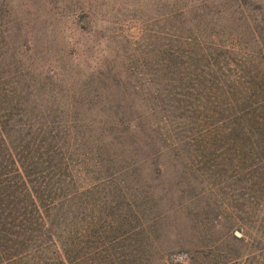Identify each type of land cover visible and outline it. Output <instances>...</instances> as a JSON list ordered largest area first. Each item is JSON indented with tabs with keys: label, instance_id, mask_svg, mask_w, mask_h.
<instances>
[{
	"label": "trees",
	"instance_id": "trees-1",
	"mask_svg": "<svg viewBox=\"0 0 264 264\" xmlns=\"http://www.w3.org/2000/svg\"><path fill=\"white\" fill-rule=\"evenodd\" d=\"M10 1L0 0V264H181L166 259L165 206L183 177L160 176L184 151L197 209L187 264H264V0L158 1L151 16L132 10L128 36L100 11L119 31L102 37L126 45L99 57L73 41L68 68L33 42L39 14L23 1L14 23ZM81 1L78 14H54L90 34L97 10Z\"/></svg>",
	"mask_w": 264,
	"mask_h": 264
},
{
	"label": "rangeland",
	"instance_id": "rangeland-1",
	"mask_svg": "<svg viewBox=\"0 0 264 264\" xmlns=\"http://www.w3.org/2000/svg\"><path fill=\"white\" fill-rule=\"evenodd\" d=\"M23 1H26L28 5L27 8L30 9L32 13L39 14V30L36 24L38 33L34 36L33 42L35 44L47 45L49 48V55L53 56L58 61L61 60L68 68L72 62L75 63L74 60L72 61L69 59L67 54L71 49L73 41L78 42V46L75 48L76 50L81 51L85 48L86 50L88 49V51H86L88 55L99 57L104 53H112L113 50L119 46L126 45L121 39H114V41L110 40L106 42L105 38L102 37L109 34V32L110 34H119V31L116 33L113 31L114 33H111V27H109L111 24L105 19H103V21L101 20L102 17L100 15L103 14L102 12L108 13V18L110 17L112 20L117 21L115 28L125 29L124 32L126 36H128L130 32L136 29V25H134L136 22H133L131 19L132 10L139 8L142 14L146 13L147 16H151L155 12L154 8L156 3L158 1H161V3L166 2L167 0H98V2H95L96 0H87V2L92 4V8H96L95 10H97L94 15L95 18L92 21V26L96 28H94V31L90 34L79 32L78 29L72 30L71 33L69 28L72 27V23L74 22L73 19L64 14L63 16L54 14L57 11L60 12L70 9L73 14L78 12V10H74V8L82 4L81 0H12L10 2L13 9L12 17L14 18V23H17L20 19L19 7H22ZM82 5L87 6L86 4ZM145 20L149 22L151 18ZM95 31H101V36L96 34ZM170 158L171 159L168 160V169L161 173L160 181L166 182V180H168L170 184L174 185L180 176L183 178L182 182H180L181 185L173 192L171 202L167 203L168 205L165 206L166 210L171 207L168 213L171 214L172 219L170 221L172 222L169 221L168 223H171L170 227H174L176 231V233L173 231L171 240L169 244L166 245L168 248L167 253H169L166 259L169 260V258H171L174 262L187 264V260L192 252L186 248V246H190L188 245L189 242H193L194 240L191 236L192 222H190V219L191 217L197 218V209L185 192V151L176 155L172 154ZM259 202L261 203V201ZM163 207L162 204H159L156 208L157 210H161ZM261 213L262 210L259 211L258 209V216H261ZM163 222H165V220H163ZM168 223L166 225H169ZM215 234L220 235L219 232ZM182 255L186 256L185 259H181Z\"/></svg>",
	"mask_w": 264,
	"mask_h": 264
},
{
	"label": "water",
	"instance_id": "water-1",
	"mask_svg": "<svg viewBox=\"0 0 264 264\" xmlns=\"http://www.w3.org/2000/svg\"><path fill=\"white\" fill-rule=\"evenodd\" d=\"M235 234H236L237 236H240V233H239L238 231H235ZM185 257H186L185 255H182V256H181V259H185Z\"/></svg>",
	"mask_w": 264,
	"mask_h": 264
}]
</instances>
